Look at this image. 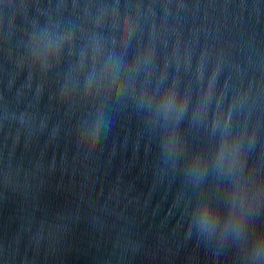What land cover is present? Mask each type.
I'll list each match as a JSON object with an SVG mask.
<instances>
[{
  "label": "water",
  "instance_id": "obj_1",
  "mask_svg": "<svg viewBox=\"0 0 264 264\" xmlns=\"http://www.w3.org/2000/svg\"><path fill=\"white\" fill-rule=\"evenodd\" d=\"M0 264H264V0H0Z\"/></svg>",
  "mask_w": 264,
  "mask_h": 264
}]
</instances>
